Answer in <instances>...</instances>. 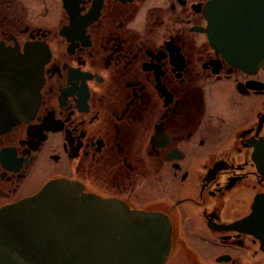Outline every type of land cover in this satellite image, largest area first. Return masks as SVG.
Segmentation results:
<instances>
[{"label":"flooded vegetation","instance_id":"1","mask_svg":"<svg viewBox=\"0 0 264 264\" xmlns=\"http://www.w3.org/2000/svg\"><path fill=\"white\" fill-rule=\"evenodd\" d=\"M63 1L0 0V42L44 57L36 114L0 134V210L57 182L163 215L165 264H264V68L214 50L211 0Z\"/></svg>","mask_w":264,"mask_h":264},{"label":"water","instance_id":"2","mask_svg":"<svg viewBox=\"0 0 264 264\" xmlns=\"http://www.w3.org/2000/svg\"><path fill=\"white\" fill-rule=\"evenodd\" d=\"M102 2L95 0L97 9ZM203 14L217 53L248 73L264 68V0H211ZM24 48L0 42V134L29 122L39 106L44 57ZM62 186L0 210V264H164L171 229L163 215Z\"/></svg>","mask_w":264,"mask_h":264}]
</instances>
